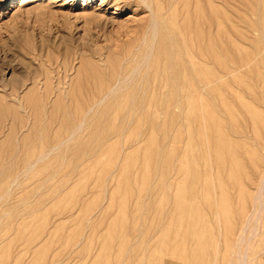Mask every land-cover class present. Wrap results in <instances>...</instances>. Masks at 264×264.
<instances>
[{
	"label": "rangeland",
	"instance_id": "374dc122",
	"mask_svg": "<svg viewBox=\"0 0 264 264\" xmlns=\"http://www.w3.org/2000/svg\"><path fill=\"white\" fill-rule=\"evenodd\" d=\"M137 1L0 0V264H264V2Z\"/></svg>",
	"mask_w": 264,
	"mask_h": 264
},
{
	"label": "bare ground",
	"instance_id": "6f19581e",
	"mask_svg": "<svg viewBox=\"0 0 264 264\" xmlns=\"http://www.w3.org/2000/svg\"><path fill=\"white\" fill-rule=\"evenodd\" d=\"M27 0H22V3H24V2H26ZM149 1V2H148ZM165 1V0H164ZM195 1V0H194ZM202 1V0H201ZM225 1V0H224ZM243 1V0H242ZM262 2H264V0H261ZM172 2V1H171ZM255 2V1H254ZM21 3V2H20ZM137 3H140V4H143V5H145L149 10H150V12H151V9H150V3H151V0H139V2L137 1ZM179 3H181V2H179ZM206 3H208V2H206ZM247 3V2H246ZM252 3V2H251ZM177 4V3H176ZM222 4V3H221ZM241 4V3H240ZM18 5H19V3H18ZM228 5H229V3H228ZM139 6V5H138ZM166 6V5H165ZM190 6V5H189ZM202 8V7H201ZM201 8H199V9H201ZM188 10V9H187ZM185 11V10H184ZM226 11V10H225ZM263 11H264V9L262 10V12H259V14L257 13V12H253L252 14L253 15H255V16H258V15H261V13H262V15L264 14L263 13ZM215 12V11H214ZM213 12V13H214ZM220 12V11H219ZM230 12V11H229ZM211 13V12H210ZM230 14V13H229ZM213 15V14H212ZM225 15V14H224ZM233 15V14H232ZM249 15V14H248ZM261 15V16H262ZM185 16V18H184V20H183V22L185 23L184 25H182V28H180V30L181 31H179V29H178V31L177 30H175L174 32L176 33V31L178 32V34H180V33H182V35L183 36H185V34H188L189 33V31H190V29L191 28H189L188 26H186V20H187V16H188V14H186V15H184ZM189 17V16H188ZM207 17V16H206ZM214 17V16H213ZM178 18V17H177ZM194 18H195V16H194ZM216 22V21H215ZM180 24V23H179ZM183 24V23H182ZM157 27H159V26H157V22H156V18H155V16H154V14L152 13V17H151V21H150V23H149V29H150V37L151 38H149L150 39V41H149V43L150 44H148V46H149V48H148V50L147 51H150V52H152V49H153V46H154V43H155V41H157V37H158V39H159V35H160V33H161V30H160V33H159V31H158V28ZM164 27V26H163ZM162 27V28H163ZM165 29V28H164ZM162 31H164V30H162ZM163 33V32H162ZM165 34H167L166 33V31H165ZM164 34V35H165ZM174 34V33H173ZM178 34H176V35H178ZM163 35V36H164ZM187 36V35H186ZM190 36V42H191V44H189V46L191 45L192 46V48H190V49H192V53H191V55H193V53H195L194 51H193V48L195 49V42H194V40H191V35H189ZM226 36V35H225ZM160 37H161V35H160ZM166 37H167V35H166ZM169 37V36H168ZM167 37V40L169 39V38H171V37H169L168 38ZM211 37V36H210ZM209 37V38H210ZM186 38V37H185ZM166 39V38H165ZM162 40V39H161ZM171 40V39H170ZM211 40V39H210ZM160 41V40H159ZM159 41L157 42V44L159 43ZM169 41V40H168ZM167 41V42H168ZM208 41V40H207ZM161 42V41H160ZM171 42V41H170ZM162 43V42H161ZM178 42H176V45L175 44H173L174 46H175V48H177L176 46L177 45H179V43L177 44ZM163 44V43H162ZM167 44V43H166ZM168 44H170L169 42H168ZM209 44V43H208ZM155 46H157V45H155ZM155 46H154V48H155ZM162 46L163 45H161V48H162ZM169 46V47H168ZM167 47L168 48H171L172 47V45L170 44V45H168ZM173 46V47H174ZM223 46V45H222ZM173 47H172V49H173ZM209 47V46H208ZM163 48H164V46H163ZM221 48V47H220ZM159 49V48H158ZM165 49V48H164ZM224 49V48H223ZM163 50V49H162ZM162 50L160 49V51H161V53H162ZM166 50H167V48H166ZM160 51L158 52V55H159V53H160ZM165 53H166V51H164ZM223 52V51H222ZM170 53V52H169ZM171 54V53H170ZM161 55V56H160ZM159 56L164 60V55L163 54H160ZM185 55V54H184ZM206 55V54H205ZM220 55V54H219ZM163 56V57H162ZM142 57H143V55H142ZM150 57V55H148V54H146L145 56H144V58L143 59H145V61L148 59ZM168 57V59L167 60H169V62L171 61V55L169 56V54H168V56H167V54H166V58ZM170 57V58H169ZM178 57V56H177ZM180 57V56H179ZM178 57V58H179ZM176 58V57H175ZM177 58V59H178ZM212 59H213V57H212ZM142 61V60H141ZM166 62V61H165ZM168 62V61H167ZM168 62V63H169ZM141 63V62H140ZM174 64V63H173ZM177 64V63H176ZM175 64V65H176ZM188 65H190V67L192 68V70H194V71H192L190 74L187 72V74H185V75H187V77H188V79L185 81V78L183 77V70H181V69H183V67L182 68H180V70L182 71V73L180 72V70L179 69H177V67H176V71H175V73L179 70V73H181L182 74V76L179 74V76H181V77H183L184 79L182 80V82H183V84L182 85H184V81L186 82V84H185V86L187 85V84H189L190 85V87H189V91L187 92V89L188 88H186L185 86V88H186V91L184 92H180V90H177L178 89V87H177V89L176 90H173V91H171V92H169L170 94H171V96L172 97H175V98H181L182 96H186V97H191V101H193L194 103H195V55L190 59V62H189V64ZM138 66V65H137ZM168 66H169V69L170 70H172L171 68V66H173V65H171L170 66V64H168ZM175 67V66H174ZM83 68V67H82ZM165 68V67H164ZM187 68V67H186ZM185 67H184V71H185V69H186ZM135 69V68H134ZM86 70V69H85ZM139 70V69H138ZM168 70V69H167ZM170 70H168V71H170ZM173 71H174V69H173ZM173 71H172V73H173ZM187 71V70H186ZM138 72V71H137ZM171 73V72H170ZM172 73H171V78H172ZM186 73V72H185ZM237 73V72H236ZM95 74V73H94ZM178 74V73H177ZM189 74V75H188ZM176 75V74H175ZM132 76V75H131ZM174 79H175V76L173 77ZM177 78H178V76H177ZM180 78V77H179ZM174 79H172V80H174ZM182 79V78H181ZM79 80V79H78ZM103 80V79H102ZM81 81V80H80ZM177 81V80H176ZM174 82H175V80H174ZM188 82V83H187ZM214 83V82H213ZM80 84V83H79ZM175 84H176V82H175ZM208 84V83H207ZM181 85V84H180ZM180 85H178V86H180ZM181 85V86H182ZM80 86V85H79ZM161 86V85H160ZM188 86V85H187ZM181 88V87H180ZM113 90V89H112ZM109 92H111V89L107 92V93H109ZM187 92V93H186ZM72 95L74 96V94H77V92H73L72 91ZM78 96V95H77ZM170 96V97H171ZM198 96V95H197ZM76 97V96H75ZM74 97V98H75ZM81 97V96H80ZM84 97V96H83ZM83 97H82V100H83ZM70 98H72V97H70ZM171 100V99H170ZM86 101V100H85ZM55 106V105H54ZM192 106H194L195 107V104H193V105H191V107ZM190 107V108H191ZM165 108V107H164ZM89 109V108H88ZM157 109V108H156ZM192 109V108H191ZM194 109V108H193ZM156 111V110H155ZM74 114V113H73ZM188 114H190V112L188 113ZM191 116H192V114H190ZM192 118H193V116H192ZM164 125V124H163ZM152 141V140H151ZM206 143V142H205ZM212 145V144H211ZM111 147V146H110ZM108 148H109V146H108ZM117 158V157H116ZM144 158V157H143ZM115 159V158H114ZM98 163V162H97ZM153 164V163H152ZM122 171V170H121ZM139 181V180H138ZM125 186V185H124ZM141 193V192H140ZM115 194V193H114ZM120 195H122V194H120ZM245 195V194H244ZM121 197V196H120ZM123 197V196H122ZM119 199V198H118ZM177 201H178V203H176L177 204V206H176V210L178 209V213L179 214H181V211L180 210H182V209H184L183 207H184V205H185V201H183V197L182 198H175ZM120 200V199H119ZM208 201V200H207ZM120 204H121V202H120ZM124 204V203H123ZM160 205V204H159ZM195 205V204H194ZM122 206V207H121ZM113 207V206H112ZM123 207H125V206H123V205H120V208H121V214H124L123 212L125 211H123ZM119 208V209H120ZM108 211V210H107ZM181 216H183V213H182V215ZM180 216V217H181ZM228 216V215H227ZM158 218V217H157ZM172 223V222H171ZM119 229H120V227H119ZM120 232V231H119ZM101 236V235H100ZM172 248V247H171ZM109 250V249H108ZM170 252V251H169ZM226 255V254H225Z\"/></svg>",
	"mask_w": 264,
	"mask_h": 264
}]
</instances>
